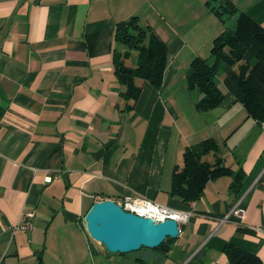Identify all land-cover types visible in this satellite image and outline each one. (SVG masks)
Returning a JSON list of instances; mask_svg holds the SVG:
<instances>
[{"label": "crops", "instance_id": "obj_1", "mask_svg": "<svg viewBox=\"0 0 264 264\" xmlns=\"http://www.w3.org/2000/svg\"><path fill=\"white\" fill-rule=\"evenodd\" d=\"M208 1L0 0V264H231L228 245L264 264L263 121L226 90L202 113L188 88L191 62L212 58L228 27ZM232 1L264 27V0ZM153 14L170 62L162 87L145 83L130 110L114 67L117 24L150 25ZM180 90L191 104L173 101ZM208 139L219 146L208 161L217 154L230 172L185 203L172 194L175 168ZM127 196L190 218L163 249L112 254L84 218Z\"/></svg>", "mask_w": 264, "mask_h": 264}, {"label": "trees", "instance_id": "obj_2", "mask_svg": "<svg viewBox=\"0 0 264 264\" xmlns=\"http://www.w3.org/2000/svg\"><path fill=\"white\" fill-rule=\"evenodd\" d=\"M215 1L209 0L207 4L226 24L222 18L225 12L212 6ZM224 1L228 4L229 14L238 13L237 25L225 28L214 39L212 64L209 59L200 57L191 62L188 88L200 94L196 107L202 113L219 107L228 91L245 106L250 116L262 122L264 27L248 13L239 11L232 0ZM116 41L115 72L125 88L126 106L132 110L145 83L156 89L162 87L170 62L169 46L152 26L142 23L139 16L117 24ZM218 77H224V88L218 83ZM216 150L219 151V146L214 139L204 141L197 148L186 149L182 163L176 166L173 174V195L181 197L185 203L196 201L211 179L230 172L221 164L222 158L217 154L214 153L217 159L213 164L208 161L207 155ZM170 240L167 239L158 249H163ZM226 252L231 264H263L256 255L232 245L227 246Z\"/></svg>", "mask_w": 264, "mask_h": 264}, {"label": "water", "instance_id": "obj_3", "mask_svg": "<svg viewBox=\"0 0 264 264\" xmlns=\"http://www.w3.org/2000/svg\"><path fill=\"white\" fill-rule=\"evenodd\" d=\"M84 226L89 236L112 254L158 249L181 233L176 220L157 222L141 217L125 211L121 202L112 199L95 202L84 218Z\"/></svg>", "mask_w": 264, "mask_h": 264}, {"label": "built area", "instance_id": "obj_4", "mask_svg": "<svg viewBox=\"0 0 264 264\" xmlns=\"http://www.w3.org/2000/svg\"><path fill=\"white\" fill-rule=\"evenodd\" d=\"M262 123L264 126V121ZM121 203L124 210L127 212H131L145 218H152L157 222H164L166 220L173 219L179 223V227L182 224L188 222L190 218L189 213L174 210L168 206L156 203L146 198L127 196ZM234 211L236 212V214H240L241 216H243V209L238 207ZM30 217H34V215L31 214ZM33 225V221L27 220L26 222H24L21 228H23L24 230H32Z\"/></svg>", "mask_w": 264, "mask_h": 264}, {"label": "rangeland", "instance_id": "obj_5", "mask_svg": "<svg viewBox=\"0 0 264 264\" xmlns=\"http://www.w3.org/2000/svg\"><path fill=\"white\" fill-rule=\"evenodd\" d=\"M212 6L215 7L214 9H218L219 11L220 10L221 11L223 10L225 12V14L222 15V18L225 20V22H226V24H227V26L229 28H235L236 27L237 20H238V13H236V14H229L227 12L228 4H226L224 0H216L215 3H213ZM143 18H144V20L146 22V19H145L144 16H143ZM150 21H151V22H149L150 23V26H152V28H154L155 32H157V30L155 29L154 25L155 26H158L160 24V22H161V16H160V14H158V15L157 14H153L152 20H150ZM212 47L213 46H210L209 47L208 55H210L212 53ZM122 49H124V48H122ZM123 52H124V50H123ZM209 62L212 64L213 63V59L210 58L209 59ZM218 83L220 84V77H218ZM169 94L170 93L168 92V93H166L164 95V98L166 100H171ZM172 99H173L174 102L180 101V102H185L186 104H191V102L189 101V99H188V101H189V103H188L186 101V99L183 98V93L181 92V90L180 91H177L176 94L173 93L172 94Z\"/></svg>", "mask_w": 264, "mask_h": 264}]
</instances>
